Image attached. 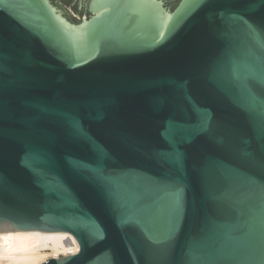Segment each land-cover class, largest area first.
Here are the masks:
<instances>
[{"label": "water", "instance_id": "water-1", "mask_svg": "<svg viewBox=\"0 0 264 264\" xmlns=\"http://www.w3.org/2000/svg\"><path fill=\"white\" fill-rule=\"evenodd\" d=\"M169 1L0 0V234L80 246L44 264H264V2Z\"/></svg>", "mask_w": 264, "mask_h": 264}, {"label": "bare ground", "instance_id": "bare-ground-1", "mask_svg": "<svg viewBox=\"0 0 264 264\" xmlns=\"http://www.w3.org/2000/svg\"><path fill=\"white\" fill-rule=\"evenodd\" d=\"M79 243L65 232L0 234V264H44L78 254Z\"/></svg>", "mask_w": 264, "mask_h": 264}, {"label": "flooded vegetation", "instance_id": "flooded-vegetation-1", "mask_svg": "<svg viewBox=\"0 0 264 264\" xmlns=\"http://www.w3.org/2000/svg\"><path fill=\"white\" fill-rule=\"evenodd\" d=\"M50 1L63 14L64 17L72 23H80L91 18V15L89 14V5L91 0H62V2L66 4H72L75 12L74 16H69L67 13H64L58 3H56L54 0ZM165 2L168 7H171L170 3L173 1L165 0ZM76 15H78L79 18H77Z\"/></svg>", "mask_w": 264, "mask_h": 264}, {"label": "rangeland", "instance_id": "rangeland-1", "mask_svg": "<svg viewBox=\"0 0 264 264\" xmlns=\"http://www.w3.org/2000/svg\"><path fill=\"white\" fill-rule=\"evenodd\" d=\"M70 13L72 16H74V12L71 9V6L67 7L66 5L62 4ZM77 18H79L78 16H76Z\"/></svg>", "mask_w": 264, "mask_h": 264}, {"label": "snow or ice", "instance_id": "snow-or-ice-1", "mask_svg": "<svg viewBox=\"0 0 264 264\" xmlns=\"http://www.w3.org/2000/svg\"><path fill=\"white\" fill-rule=\"evenodd\" d=\"M261 2H264V0H261Z\"/></svg>", "mask_w": 264, "mask_h": 264}]
</instances>
